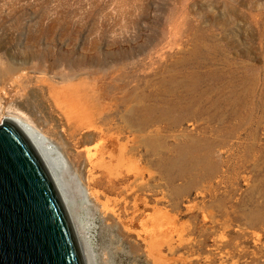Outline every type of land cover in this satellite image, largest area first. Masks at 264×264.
Instances as JSON below:
<instances>
[{"label": "rangeland", "instance_id": "1", "mask_svg": "<svg viewBox=\"0 0 264 264\" xmlns=\"http://www.w3.org/2000/svg\"><path fill=\"white\" fill-rule=\"evenodd\" d=\"M76 61L103 111L97 188L98 138L54 101L84 76L66 79ZM12 113L63 129L95 264H264V0H0V123ZM78 176L114 212L83 201Z\"/></svg>", "mask_w": 264, "mask_h": 264}, {"label": "water", "instance_id": "2", "mask_svg": "<svg viewBox=\"0 0 264 264\" xmlns=\"http://www.w3.org/2000/svg\"><path fill=\"white\" fill-rule=\"evenodd\" d=\"M0 264H84L46 168L8 118L0 123Z\"/></svg>", "mask_w": 264, "mask_h": 264}, {"label": "bare ground", "instance_id": "3", "mask_svg": "<svg viewBox=\"0 0 264 264\" xmlns=\"http://www.w3.org/2000/svg\"><path fill=\"white\" fill-rule=\"evenodd\" d=\"M70 62L74 64L73 67H75L74 60L72 59ZM85 63L86 62H78L76 66L77 73H74L73 75L72 74L68 75L66 79L74 78L76 75L77 76L84 75V76L80 78V80L76 84H72L71 86L67 88V90H63L64 92H67V93H64V95L61 94V96L58 97L61 100H58V98H55L54 101L58 104L59 109L62 113V116L66 124L69 126V128H73L74 132L80 131L82 129L83 130L82 138L84 139L93 138V136L95 135L98 138L97 143H95L96 145L93 144L94 145L93 146L92 144H90V146H85L84 148V153H85L84 167H86V169L88 170L90 174V177H91L90 179L92 180L91 184H93V186L97 188V186H99V183H98V180L96 179L98 175V173L96 175V171L97 170L101 171L103 169V127L97 125L96 123L100 122L103 124V111L101 110L102 105L99 104V101L97 99L98 94L95 91H93V89L90 86L87 87L86 85L85 78L88 75V72L84 69ZM97 63L103 64L101 61ZM7 118L12 120L17 125L20 126L23 133L25 134L28 141L32 145L33 149L35 150L36 154L38 155L41 162L43 163L44 167L46 168L59 194V197L65 207L69 220L72 224L76 239L78 241V244L81 250V255H82L84 264H95L93 261V256L90 252L89 246L87 244V240L85 238L86 236L82 234L83 232H81V229L79 227L80 223L77 222L78 216L75 213L76 199L70 193L69 189L67 188L68 184L65 180H67L68 178L64 179V176H63V170L67 166V158L63 150L65 146V139L63 135H61L60 133V131H62L63 129L61 128L59 130L58 123L54 124L53 130L55 131L56 136L51 137L46 132H44L41 128H39L33 121L29 120L26 117L24 118L23 115L21 116L17 113H12L11 116H7ZM38 119H40L45 124L52 123L50 119H48V117L45 116V114L38 116ZM122 148L123 146L120 145L119 150L122 151ZM78 178L75 183L77 187L76 190L83 201L86 202L85 199H87L86 196H88L85 194H90V195L93 194V196L96 199L95 201L100 204L102 209L104 208V210L112 211V208L109 207L108 200L106 199V201L103 202V200H101V195H100L101 193L96 191L95 188H94V191L93 189L91 191L90 190L91 186L86 185L87 191L85 193L84 188L82 189L80 186V184L81 185H85V184H83L79 176ZM135 207L136 206H134V208ZM137 210L138 208L133 209V212L135 214L133 213V215L130 216L128 220L126 221L122 220V223L123 224L127 223V226L134 225L136 218L139 216V213H136ZM112 212H114V210ZM148 221H150V215L148 213L145 216L143 215V217L139 221V224L141 225V227L145 228L143 239H151V234L149 230H147V228H149L147 227ZM139 231L142 232L143 230H139ZM151 243L152 242H148L147 245L148 246L153 245ZM149 249L150 247L148 248V250ZM150 251L152 250L150 249ZM150 251L148 252L151 253ZM153 251H156L155 247ZM159 252L157 254H159ZM152 256H153V259H154V256H155V259H157L156 257H159L160 255L156 256L155 254Z\"/></svg>", "mask_w": 264, "mask_h": 264}]
</instances>
